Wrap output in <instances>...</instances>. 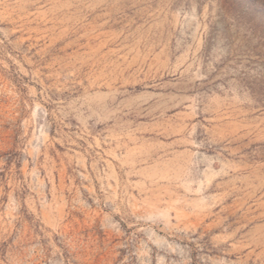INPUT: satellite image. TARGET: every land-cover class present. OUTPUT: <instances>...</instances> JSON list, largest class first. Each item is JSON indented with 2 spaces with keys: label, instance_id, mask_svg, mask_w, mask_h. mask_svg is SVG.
<instances>
[{
  "label": "rangeland",
  "instance_id": "1",
  "mask_svg": "<svg viewBox=\"0 0 264 264\" xmlns=\"http://www.w3.org/2000/svg\"><path fill=\"white\" fill-rule=\"evenodd\" d=\"M0 264H264V0H0Z\"/></svg>",
  "mask_w": 264,
  "mask_h": 264
}]
</instances>
